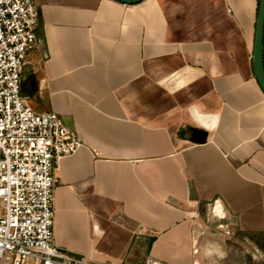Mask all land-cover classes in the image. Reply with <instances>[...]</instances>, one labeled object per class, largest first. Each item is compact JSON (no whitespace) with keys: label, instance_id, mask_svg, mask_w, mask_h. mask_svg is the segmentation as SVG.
<instances>
[{"label":"crops","instance_id":"0c3cea01","mask_svg":"<svg viewBox=\"0 0 264 264\" xmlns=\"http://www.w3.org/2000/svg\"><path fill=\"white\" fill-rule=\"evenodd\" d=\"M258 1L33 0L22 93L82 142L57 167L56 246L101 264H264Z\"/></svg>","mask_w":264,"mask_h":264},{"label":"built area","instance_id":"2783aa9c","mask_svg":"<svg viewBox=\"0 0 264 264\" xmlns=\"http://www.w3.org/2000/svg\"><path fill=\"white\" fill-rule=\"evenodd\" d=\"M38 24L33 0H0V264H101L54 241L57 167L82 142L63 118L35 112L22 93Z\"/></svg>","mask_w":264,"mask_h":264},{"label":"water","instance_id":"95a60500","mask_svg":"<svg viewBox=\"0 0 264 264\" xmlns=\"http://www.w3.org/2000/svg\"><path fill=\"white\" fill-rule=\"evenodd\" d=\"M116 1L124 5H136L143 2L144 0H116ZM252 60H253L255 78L261 90L264 93V0H259ZM65 123L67 124V122ZM193 135H194L193 139H195V136H198L200 138L202 137L201 138L202 141H205L207 139V134L199 130H193Z\"/></svg>","mask_w":264,"mask_h":264},{"label":"trees","instance_id":"16d2710c","mask_svg":"<svg viewBox=\"0 0 264 264\" xmlns=\"http://www.w3.org/2000/svg\"><path fill=\"white\" fill-rule=\"evenodd\" d=\"M258 7H259V1H258Z\"/></svg>","mask_w":264,"mask_h":264}]
</instances>
